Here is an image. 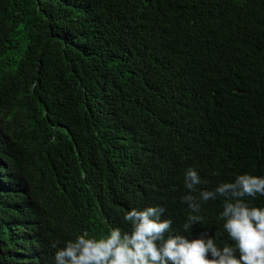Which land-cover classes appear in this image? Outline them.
<instances>
[{"label":"trees","instance_id":"1","mask_svg":"<svg viewBox=\"0 0 264 264\" xmlns=\"http://www.w3.org/2000/svg\"><path fill=\"white\" fill-rule=\"evenodd\" d=\"M186 147L208 191L264 176V0H0V264L170 211Z\"/></svg>","mask_w":264,"mask_h":264},{"label":"clouds","instance_id":"2","mask_svg":"<svg viewBox=\"0 0 264 264\" xmlns=\"http://www.w3.org/2000/svg\"><path fill=\"white\" fill-rule=\"evenodd\" d=\"M185 129L184 123L177 135ZM201 163L191 147L180 149L168 163L170 211L133 195L124 216L128 231L83 232L55 252V264H264V176L241 174L208 191ZM217 197L224 199L216 230L199 213L202 201ZM254 198L260 205L249 204Z\"/></svg>","mask_w":264,"mask_h":264}]
</instances>
